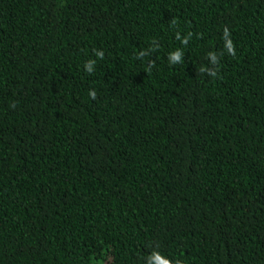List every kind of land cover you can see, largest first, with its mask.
<instances>
[{"label": "trees", "instance_id": "trees-1", "mask_svg": "<svg viewBox=\"0 0 264 264\" xmlns=\"http://www.w3.org/2000/svg\"><path fill=\"white\" fill-rule=\"evenodd\" d=\"M0 264H264V0H0Z\"/></svg>", "mask_w": 264, "mask_h": 264}, {"label": "clouds", "instance_id": "clouds-1", "mask_svg": "<svg viewBox=\"0 0 264 264\" xmlns=\"http://www.w3.org/2000/svg\"><path fill=\"white\" fill-rule=\"evenodd\" d=\"M225 35L227 36V32H225ZM187 39H188L187 37L184 38V41H183V42H186ZM226 47L228 48L229 51H232L231 41H227V43H226ZM97 55L102 57V56H103V53H102V52H98ZM213 57H215V56H213ZM178 58H179V57H178L177 54H172V55H171V59H172V60H177ZM85 67H88V66L85 65ZM89 70H90V68H89ZM159 255L162 256L161 254H159ZM156 257H157V253H156V252H153L152 256H150L148 259H149V260H152V259H155ZM165 259H166V258H165Z\"/></svg>", "mask_w": 264, "mask_h": 264}]
</instances>
